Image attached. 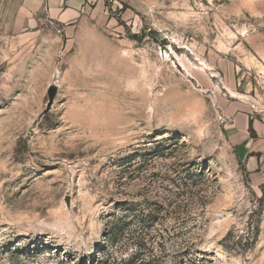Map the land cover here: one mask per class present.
Returning <instances> with one entry per match:
<instances>
[{
  "label": "rangeland",
  "instance_id": "1",
  "mask_svg": "<svg viewBox=\"0 0 264 264\" xmlns=\"http://www.w3.org/2000/svg\"><path fill=\"white\" fill-rule=\"evenodd\" d=\"M50 1L0 5V264H264V0Z\"/></svg>",
  "mask_w": 264,
  "mask_h": 264
},
{
  "label": "trees",
  "instance_id": "2",
  "mask_svg": "<svg viewBox=\"0 0 264 264\" xmlns=\"http://www.w3.org/2000/svg\"><path fill=\"white\" fill-rule=\"evenodd\" d=\"M128 226H129V224L127 225V227ZM142 228H144V226ZM255 230H256V232H255ZM257 233H258V230L256 228H254V232H253V234H255L254 237H256ZM144 240L145 239H142V243H140L138 245L140 250L146 249V247H147V244L144 242ZM254 241H256V239ZM181 262H182V264L184 263L183 260ZM110 264H160V261L157 259V257H153L152 254L150 255L149 258H146V259H140L138 257V255H134V256L128 257L127 259H121V260L113 259V262Z\"/></svg>",
  "mask_w": 264,
  "mask_h": 264
},
{
  "label": "crops",
  "instance_id": "3",
  "mask_svg": "<svg viewBox=\"0 0 264 264\" xmlns=\"http://www.w3.org/2000/svg\"><path fill=\"white\" fill-rule=\"evenodd\" d=\"M20 2L23 8L25 9L26 12L30 13L31 16L34 18L35 17V9H41L49 4H51L50 0H0V5L5 4L7 2ZM49 16H52L51 13H48Z\"/></svg>",
  "mask_w": 264,
  "mask_h": 264
},
{
  "label": "water",
  "instance_id": "4",
  "mask_svg": "<svg viewBox=\"0 0 264 264\" xmlns=\"http://www.w3.org/2000/svg\"><path fill=\"white\" fill-rule=\"evenodd\" d=\"M56 95H57V87L53 86L50 88V92H49L50 101L48 104V108H50L52 106Z\"/></svg>",
  "mask_w": 264,
  "mask_h": 264
}]
</instances>
